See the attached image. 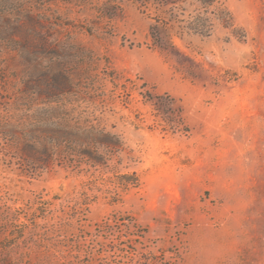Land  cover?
I'll return each instance as SVG.
<instances>
[{"label": "rangeland", "instance_id": "374dc122", "mask_svg": "<svg viewBox=\"0 0 264 264\" xmlns=\"http://www.w3.org/2000/svg\"><path fill=\"white\" fill-rule=\"evenodd\" d=\"M218 6L160 47L136 0H0V264H264V0Z\"/></svg>", "mask_w": 264, "mask_h": 264}, {"label": "trees", "instance_id": "16d2710c", "mask_svg": "<svg viewBox=\"0 0 264 264\" xmlns=\"http://www.w3.org/2000/svg\"><path fill=\"white\" fill-rule=\"evenodd\" d=\"M185 0H136L137 3L141 4L147 9H153L155 23L151 27V36L157 41V45L162 47L160 39V28L164 27L167 30H173L176 28L177 24H185L184 29L202 36H209L212 32L213 20L211 16V9L215 7L217 10L220 9V0H196L198 7L195 8L194 14H190L187 20H183V12L185 9L181 10V4ZM180 7V8H179ZM183 8V7H182ZM215 18H220V15L215 13ZM219 16V17H218ZM47 156L49 159L54 157V149L50 147L47 150ZM127 185L138 184L136 182L128 181Z\"/></svg>", "mask_w": 264, "mask_h": 264}]
</instances>
